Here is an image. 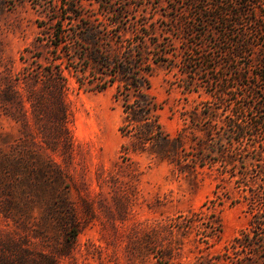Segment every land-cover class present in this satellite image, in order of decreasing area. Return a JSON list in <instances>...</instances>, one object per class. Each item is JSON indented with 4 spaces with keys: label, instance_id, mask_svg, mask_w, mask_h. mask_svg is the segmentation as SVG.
I'll list each match as a JSON object with an SVG mask.
<instances>
[{
    "label": "rangeland",
    "instance_id": "rangeland-1",
    "mask_svg": "<svg viewBox=\"0 0 264 264\" xmlns=\"http://www.w3.org/2000/svg\"><path fill=\"white\" fill-rule=\"evenodd\" d=\"M187 2L0 0V264H205L248 226L252 214L233 183L229 194L235 202L227 200L216 211L220 237L202 240L196 228L179 227L191 209L214 198L217 171L199 166L181 170L153 152L163 151L159 144L135 148V130L124 135L120 129L125 113L114 98L115 84L104 91L92 90L87 80L85 86L79 84L84 81L82 41L68 35L55 45L60 21L66 35L78 28L74 14L86 20L102 17L104 9L124 7L123 50L142 47L141 31L147 27L146 48L184 51L190 39L200 41L177 28ZM244 27L254 46L232 61L216 49L224 38H213L219 70L193 72L188 77L195 85L191 91L180 87L178 67L156 65L149 77L150 92L161 103L164 131L172 138L185 129L187 151L203 135L184 120L183 113L192 108L211 112L198 125L211 123L229 151L248 157L264 147V125L252 124L264 119V78L256 76L260 70L252 58L264 49V39L249 31L248 16L238 18L234 30ZM225 41L222 50L230 49L233 38ZM193 49L197 61L199 50ZM237 66L247 85L239 86L232 74L236 94L220 97V90L207 82L218 83ZM234 116L247 132L232 143L230 137L237 135L227 124ZM208 143L218 149L212 140ZM249 166L251 179L264 177ZM241 255L232 254L229 264Z\"/></svg>",
    "mask_w": 264,
    "mask_h": 264
},
{
    "label": "trees",
    "instance_id": "trees-1",
    "mask_svg": "<svg viewBox=\"0 0 264 264\" xmlns=\"http://www.w3.org/2000/svg\"><path fill=\"white\" fill-rule=\"evenodd\" d=\"M186 8L183 11L184 16L178 20L177 28L182 30L188 38L199 37L200 41L190 39V44L184 51H176V49L172 51L169 47H165L156 52L151 51V47L146 48L145 39L151 33L147 27L146 31L145 29L141 31L142 38H144V41L140 39L142 47L136 48L135 45H132L123 50L122 34L125 26L121 25V21L125 15L124 7L114 10L104 9L102 17L90 15L86 20H84L83 14H74L72 19L77 20L78 28L71 30L66 35L61 29L62 22L60 21L55 30V36L58 39L55 45L65 41L63 36L68 37V35L71 39L76 38L83 42L80 43L79 57L83 62L80 70L84 75V81L79 80V84L85 86V80H87L88 87L94 91H104L115 84L114 98L121 102L125 113L120 129L124 135L135 130L134 135L137 138V147L135 148L146 150L147 143L159 144L163 151L161 153L153 152L160 158L177 165L181 170H192L199 166L202 169L208 167L217 171L220 181L217 182L216 188L213 190L214 198L210 199L208 204L207 202L203 203L198 210L191 209V215L186 216L179 227L185 228L186 231L196 228L197 234L201 235L200 239L202 240L213 238L214 235L219 236L221 224L216 211L227 200H231V204L235 202L236 199H232L229 190L230 187H233V183H236L242 200L247 203L252 216L248 226L224 246L223 252L216 254L215 261L209 259L205 264H229L232 254L238 253H244V255L230 264H264V177L261 180L251 179L252 167L249 166L251 163L252 166L257 167V174L264 173L263 145L262 151L255 149V155L248 157L242 152L229 151L225 146L221 132L215 131L211 123L204 127L198 125L202 119L212 117L211 112L192 108L187 113H183L184 120L187 121V125L198 126L196 129L203 132V135L195 137L198 138V145H194L192 150L187 151L185 129L180 130L172 138L164 131L159 113L161 103L150 92L149 78L154 73L156 65H164L168 69L178 67L180 71L176 74L182 81L180 87L191 91L195 85L188 77L193 72L202 70L208 73L214 68L219 70L215 65L216 54L211 47L213 38H224L223 41H219L221 43L216 45V49L220 53L228 55L232 61L240 58L244 55L246 48L254 46V44L246 39L248 30L245 27L235 31L234 26L237 24L238 18L248 16L253 26L249 31L264 39V0H188ZM110 16H113L114 19ZM142 24H146V21ZM198 25L203 27H197ZM219 25L222 30H219ZM170 34H172L170 38L174 43L173 32L170 31ZM114 37L116 38V47H113ZM230 38H233L230 49L222 50V44ZM159 46L158 43H155L156 48ZM192 47L199 50L196 54L197 61H195L196 58H193L194 49ZM183 52L190 53L184 56ZM252 58L257 61L258 65L256 64V66L260 70L256 76L264 78V49L259 55ZM240 70L238 66L231 68L230 75L225 74L218 80V83L211 79L207 84L209 87L218 88L220 97L229 95V93L230 95L236 94L238 86L232 84V74H236L235 80L239 86L247 85L246 82H243L242 78L245 77ZM61 85L62 83L59 82V86ZM253 92L258 94L254 90ZM252 124L253 126H262L264 119H256ZM227 125L237 135V137L231 136L230 142H240L244 139L247 129L242 121L234 116ZM209 140H212L213 145L218 149H211ZM214 151L216 153L211 154Z\"/></svg>",
    "mask_w": 264,
    "mask_h": 264
}]
</instances>
